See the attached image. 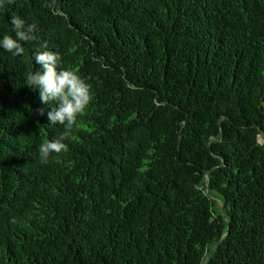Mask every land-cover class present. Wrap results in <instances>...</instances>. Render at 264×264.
Listing matches in <instances>:
<instances>
[{"label":"trees","instance_id":"trees-1","mask_svg":"<svg viewBox=\"0 0 264 264\" xmlns=\"http://www.w3.org/2000/svg\"><path fill=\"white\" fill-rule=\"evenodd\" d=\"M12 16L37 32L0 49V264H264V0H0V36ZM43 46L90 86L71 130L24 83Z\"/></svg>","mask_w":264,"mask_h":264},{"label":"clouds","instance_id":"clouds-1","mask_svg":"<svg viewBox=\"0 0 264 264\" xmlns=\"http://www.w3.org/2000/svg\"><path fill=\"white\" fill-rule=\"evenodd\" d=\"M10 25L13 35L0 36V49L13 57L20 56L24 52L22 43L35 39L37 26L26 23L20 16H12ZM33 59L39 67L25 74V85L38 90L42 104H51L47 111L49 125L59 124L71 130L90 102V86L74 70L61 66L59 53L48 50L46 46L35 51ZM40 112L44 114V109ZM63 139L64 135H61L59 139L45 140L38 145L41 163H46L51 154L66 150Z\"/></svg>","mask_w":264,"mask_h":264},{"label":"rangeland","instance_id":"rangeland-1","mask_svg":"<svg viewBox=\"0 0 264 264\" xmlns=\"http://www.w3.org/2000/svg\"><path fill=\"white\" fill-rule=\"evenodd\" d=\"M213 195L215 196V208H218L219 210L221 209V200H220V198H219V195L216 193V192H214L213 193Z\"/></svg>","mask_w":264,"mask_h":264}]
</instances>
